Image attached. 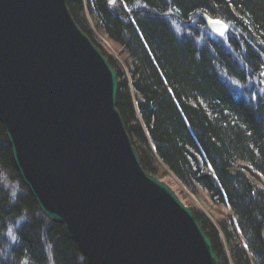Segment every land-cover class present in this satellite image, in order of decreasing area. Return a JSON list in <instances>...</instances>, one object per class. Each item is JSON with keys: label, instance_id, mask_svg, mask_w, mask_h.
Listing matches in <instances>:
<instances>
[{"label": "trees", "instance_id": "16d2710c", "mask_svg": "<svg viewBox=\"0 0 264 264\" xmlns=\"http://www.w3.org/2000/svg\"><path fill=\"white\" fill-rule=\"evenodd\" d=\"M67 4L118 74L117 108L145 172L217 208L210 219L189 206L220 264H264V0ZM0 264H87L22 183L1 123Z\"/></svg>", "mask_w": 264, "mask_h": 264}, {"label": "water", "instance_id": "95a60500", "mask_svg": "<svg viewBox=\"0 0 264 264\" xmlns=\"http://www.w3.org/2000/svg\"><path fill=\"white\" fill-rule=\"evenodd\" d=\"M118 94L67 0H0V123L41 213L87 264H220L194 212L143 169Z\"/></svg>", "mask_w": 264, "mask_h": 264}, {"label": "rangeland", "instance_id": "374dc122", "mask_svg": "<svg viewBox=\"0 0 264 264\" xmlns=\"http://www.w3.org/2000/svg\"><path fill=\"white\" fill-rule=\"evenodd\" d=\"M102 42L104 44V47L110 54L117 55L120 53V50L110 45L107 41L104 40ZM161 181L168 184L186 206L188 207L195 206L196 208L202 210L210 219H213L214 216H219L218 215L219 212L217 211V208L211 202H206V201L202 202L196 196L189 193L188 191L185 190L183 191L182 186L179 183H177L175 179H172L170 177H165ZM8 186L10 190L15 191V185L8 184Z\"/></svg>", "mask_w": 264, "mask_h": 264}, {"label": "snow or ice", "instance_id": "6c2138e0", "mask_svg": "<svg viewBox=\"0 0 264 264\" xmlns=\"http://www.w3.org/2000/svg\"><path fill=\"white\" fill-rule=\"evenodd\" d=\"M110 2H114V0H110ZM221 35H223V33H221ZM262 44H264V41H261ZM245 247L247 248L248 245H245Z\"/></svg>", "mask_w": 264, "mask_h": 264}]
</instances>
